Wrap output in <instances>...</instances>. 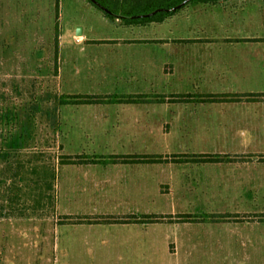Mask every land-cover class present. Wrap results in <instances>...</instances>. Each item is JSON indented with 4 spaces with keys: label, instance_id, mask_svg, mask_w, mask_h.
I'll list each match as a JSON object with an SVG mask.
<instances>
[{
    "label": "crops",
    "instance_id": "crops-1",
    "mask_svg": "<svg viewBox=\"0 0 264 264\" xmlns=\"http://www.w3.org/2000/svg\"><path fill=\"white\" fill-rule=\"evenodd\" d=\"M246 1L188 4L161 23L142 26H77L79 39L124 43L135 51L130 60L137 64L142 62L138 50L154 54L143 60L156 63L161 84L170 86L156 93L172 98L79 106L169 105L171 132L181 134L172 148L181 151L88 153L168 156L161 163L60 162L68 189L62 216L155 214L161 220H60L58 264H264V157L258 156L264 149V99L225 95L264 92V34L258 8ZM142 93L151 92L84 94ZM214 95L218 100H208ZM183 154L236 156L214 160Z\"/></svg>",
    "mask_w": 264,
    "mask_h": 264
},
{
    "label": "rangeland",
    "instance_id": "rangeland-1",
    "mask_svg": "<svg viewBox=\"0 0 264 264\" xmlns=\"http://www.w3.org/2000/svg\"><path fill=\"white\" fill-rule=\"evenodd\" d=\"M247 1L258 8L264 34V0ZM83 24L98 30L125 25L88 0H59L58 5L57 0H0V264L59 263L58 222L68 205L60 162L67 153L181 151L172 148L181 134L171 132L169 105L57 103L55 124L49 120L46 106L55 105L62 93L170 87L161 84L162 69L143 60L154 54L138 50L142 62L137 64L130 60L135 51L124 43L79 39L76 29ZM34 102H42L44 109L29 134L24 124ZM259 151L264 157V149Z\"/></svg>",
    "mask_w": 264,
    "mask_h": 264
},
{
    "label": "trees",
    "instance_id": "trees-1",
    "mask_svg": "<svg viewBox=\"0 0 264 264\" xmlns=\"http://www.w3.org/2000/svg\"><path fill=\"white\" fill-rule=\"evenodd\" d=\"M92 5L98 8L104 13V15L111 19L112 21L119 20L123 24L130 26H142L148 23H161L171 15L178 12L180 9L184 8L188 4H195L197 2H209L217 3L220 0H88ZM59 0H57L58 5ZM159 10V11H157ZM157 11L153 15L147 16L153 12ZM118 15H123L125 17L119 18ZM141 16V17H135ZM234 98L235 100H241L247 96L246 99L249 100H261L264 99V92L260 93H250V94H225ZM172 98L167 97L164 94L151 92L142 94H116L111 96L106 95H96V94H67L62 93L56 96L57 102L55 105L46 106L49 120L55 124V119L57 117V103L61 105H87V104H101V103H163L171 101ZM204 100V98H202ZM208 100H218V97L214 95ZM44 109L42 102H34L31 109L27 113L26 122L24 124V130L28 132L29 128L36 126L37 114ZM30 134V131L28 132ZM173 155L171 157H176ZM236 155L232 154H183L181 157H191V158H203V159H232ZM60 157H64L63 155ZM168 156L162 154H128V155H100V154H88L80 153L76 155H70L66 158H61L62 163H72V164H108V163H118L127 162L129 159H136L142 163H161L165 162ZM67 159V161H66ZM120 220L129 221L131 219L150 222L161 220V217L155 214H143L142 216L134 217H124V218H110V217H91V216H62L60 220L64 222L68 221H96V220Z\"/></svg>",
    "mask_w": 264,
    "mask_h": 264
},
{
    "label": "water",
    "instance_id": "water-1",
    "mask_svg": "<svg viewBox=\"0 0 264 264\" xmlns=\"http://www.w3.org/2000/svg\"><path fill=\"white\" fill-rule=\"evenodd\" d=\"M157 11H159V10H157ZM157 11H155V12H153V13H151V14H148L147 16L153 15V14L156 13ZM118 17H119V18H123V17H125V16H123V15H118ZM135 17H141V16H135ZM80 31H82V27H79V28H78V32H80Z\"/></svg>",
    "mask_w": 264,
    "mask_h": 264
}]
</instances>
